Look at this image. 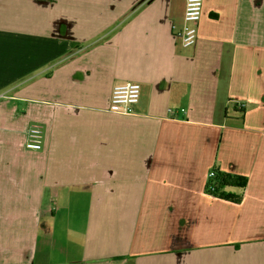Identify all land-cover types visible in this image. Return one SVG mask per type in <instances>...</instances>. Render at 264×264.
Wrapping results in <instances>:
<instances>
[{"label": "crops", "instance_id": "0c3cea01", "mask_svg": "<svg viewBox=\"0 0 264 264\" xmlns=\"http://www.w3.org/2000/svg\"><path fill=\"white\" fill-rule=\"evenodd\" d=\"M185 5L0 0V264H264V0Z\"/></svg>", "mask_w": 264, "mask_h": 264}, {"label": "built area", "instance_id": "2783aa9c", "mask_svg": "<svg viewBox=\"0 0 264 264\" xmlns=\"http://www.w3.org/2000/svg\"><path fill=\"white\" fill-rule=\"evenodd\" d=\"M204 0H186L184 12V28L180 34L184 47L193 46L198 38V23L203 13ZM142 87L138 83L115 86L111 93L109 110L117 114H129L132 105L139 102ZM26 147L30 150L42 149V132L38 126H33L28 132ZM215 172L209 173L214 178ZM211 190H214L211 187Z\"/></svg>", "mask_w": 264, "mask_h": 264}, {"label": "trees", "instance_id": "16d2710c", "mask_svg": "<svg viewBox=\"0 0 264 264\" xmlns=\"http://www.w3.org/2000/svg\"><path fill=\"white\" fill-rule=\"evenodd\" d=\"M246 186L247 179L245 177L216 171L214 178L208 180L207 191L214 196L239 201L240 197L238 195L225 193L224 190L228 187L244 188ZM211 187L214 190H211Z\"/></svg>", "mask_w": 264, "mask_h": 264}]
</instances>
